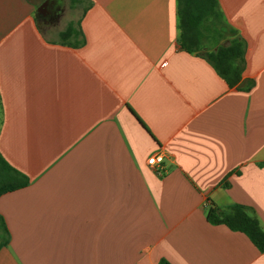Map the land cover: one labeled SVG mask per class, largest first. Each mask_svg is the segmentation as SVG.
I'll return each mask as SVG.
<instances>
[{"label": "crops", "instance_id": "crops-1", "mask_svg": "<svg viewBox=\"0 0 264 264\" xmlns=\"http://www.w3.org/2000/svg\"><path fill=\"white\" fill-rule=\"evenodd\" d=\"M54 2L41 23L0 0V154L28 177L0 195V264H264L207 219L238 203L264 230V0H217L235 85L180 46L176 0Z\"/></svg>", "mask_w": 264, "mask_h": 264}, {"label": "trees", "instance_id": "trees-1", "mask_svg": "<svg viewBox=\"0 0 264 264\" xmlns=\"http://www.w3.org/2000/svg\"><path fill=\"white\" fill-rule=\"evenodd\" d=\"M179 20L180 46L186 51H195L201 46L206 32L214 30L215 22H219L220 14L217 10V0H176ZM81 32L73 24H67L58 33L61 41L68 37H77ZM75 43V42H74ZM80 44V41L75 43ZM243 44L233 39L228 45L219 44L215 50L207 52L206 58L215 71L222 76L229 85H235L239 79L243 66ZM28 182V177L11 166L0 154V195L4 192L22 187ZM207 219L211 222L224 223L232 230L243 232L257 247L264 251V230L256 217L250 215L246 206L234 203L225 210L211 207L207 211ZM9 240V232L4 218L0 214V248ZM160 264H167L161 260Z\"/></svg>", "mask_w": 264, "mask_h": 264}, {"label": "rangeland", "instance_id": "rangeland-1", "mask_svg": "<svg viewBox=\"0 0 264 264\" xmlns=\"http://www.w3.org/2000/svg\"><path fill=\"white\" fill-rule=\"evenodd\" d=\"M37 3H41L43 0H36ZM64 22V20L61 21L60 25ZM216 25L214 27V30H209L206 32V36L203 38L202 43H201V48L203 47L204 49H208V48H215V45L217 44L218 41V35L217 31L220 32L222 30L223 32V39H225V37H229V34L227 32V28L225 27V25H223L220 20L219 22H215ZM226 35V36H225ZM221 40V39H220ZM219 42V41H218ZM208 47V48H205Z\"/></svg>", "mask_w": 264, "mask_h": 264}, {"label": "flooded vegetation", "instance_id": "flooded-vegetation-1", "mask_svg": "<svg viewBox=\"0 0 264 264\" xmlns=\"http://www.w3.org/2000/svg\"><path fill=\"white\" fill-rule=\"evenodd\" d=\"M57 3L52 2L49 4V9L50 11L48 12H41L39 13L38 20L41 23H48V22H52L54 20H56V18L58 17L59 11H57Z\"/></svg>", "mask_w": 264, "mask_h": 264}, {"label": "built area", "instance_id": "built-area-1", "mask_svg": "<svg viewBox=\"0 0 264 264\" xmlns=\"http://www.w3.org/2000/svg\"><path fill=\"white\" fill-rule=\"evenodd\" d=\"M163 161V154L161 152H156L152 154L149 158H147L148 164L154 165L159 164ZM161 169L159 170V173H161Z\"/></svg>", "mask_w": 264, "mask_h": 264}, {"label": "water", "instance_id": "water-1", "mask_svg": "<svg viewBox=\"0 0 264 264\" xmlns=\"http://www.w3.org/2000/svg\"><path fill=\"white\" fill-rule=\"evenodd\" d=\"M52 2H54V0H43L41 3H39L36 7V16H38L41 12H49V4Z\"/></svg>", "mask_w": 264, "mask_h": 264}]
</instances>
